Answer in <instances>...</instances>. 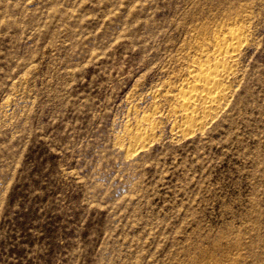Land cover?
<instances>
[{"label":"rangeland","instance_id":"374dc122","mask_svg":"<svg viewBox=\"0 0 264 264\" xmlns=\"http://www.w3.org/2000/svg\"><path fill=\"white\" fill-rule=\"evenodd\" d=\"M0 264H264V0H0Z\"/></svg>","mask_w":264,"mask_h":264},{"label":"bare ground","instance_id":"6f19581e","mask_svg":"<svg viewBox=\"0 0 264 264\" xmlns=\"http://www.w3.org/2000/svg\"><path fill=\"white\" fill-rule=\"evenodd\" d=\"M230 33V32H229ZM226 34V33H225ZM230 35V39H227V37H223L221 39L218 40L217 42V50H216V54L218 57H221L223 62L219 61V59H216L217 61L216 66L214 68H210L211 64L207 63L208 66L204 65H197L199 68L198 73L193 71V73H191V82L188 86V89L185 88V90H180L178 97L181 100V105L182 108L184 109L183 111H187L190 110V108L192 106V104L195 101L200 100L204 102L203 105H205V110L203 109V112L205 111L207 114L211 112V110H213L214 108L219 107V105L222 103V101L225 98V94L227 92V88L223 83V79L226 78L225 75L229 74L231 72V68L232 66L230 65H226L225 62H233L234 59L236 58V56H238L237 54H239L240 51V43H241V38H240V34H238L237 32L231 31ZM226 36V35H225ZM228 36V35H227ZM229 37V36H228ZM217 40V39H216ZM213 40V41H216ZM208 50V49H207ZM214 53V52H213ZM204 55V54H203ZM214 55V54H212ZM206 56V55H205ZM209 56V54H208ZM216 56V55H214ZM208 58V57H207ZM211 58V57H210ZM206 59V58H205ZM212 59V58H211ZM210 59V60H211ZM221 60V59H220ZM195 64V63H194ZM200 64V63H199ZM203 64V63H202ZM232 64V63H231ZM235 64V63H234ZM213 65V63H212ZM196 68V66H195ZM221 68V69H219ZM218 70H220V72H218ZM233 70V69H232ZM189 76V75H188ZM230 76V75H229ZM190 78V79H191ZM189 79V78H188ZM228 79V78H227ZM228 82V81H227ZM230 89V88H229ZM199 102V101H198ZM179 103V102H178ZM197 103V102H195ZM194 103V104H195ZM224 103V102H223ZM180 105V108H181ZM201 105V103H200ZM196 106V105H194ZM198 106V105H197ZM196 110L197 107H195ZM221 109V108H220ZM176 110V109H175ZM192 110V109H191ZM182 111V109H181ZM180 111V112H181ZM182 111V112H183ZM195 111V110H194ZM201 111V110H200ZM215 111V110H214ZM193 112V111H191ZM213 112V111H212ZM177 113V112H176ZM185 113V112H184ZM187 113V112H186ZM199 113V112H198ZM189 114V112H188ZM204 114V113H203ZM187 115V114H186ZM185 115V116H186ZM190 115V114H189ZM194 115V113H193ZM202 115V114H201ZM206 115V114H205ZM182 117V116H181ZM189 118V116H187ZM186 117V118H187ZM194 117V116H193ZM205 117V116H204ZM191 118V117H190ZM206 118V117H205ZM195 119V117H194ZM186 120V119H184ZM192 120V118L190 119ZM189 120V121H190ZM200 120V119H199ZM195 120H192V122ZM198 121V120H197ZM202 121V120H200ZM199 121V122H200ZM194 123V122H193ZM198 123V122H196ZM202 123V122H201ZM185 124V123H184ZM195 125V124H194ZM198 125H200L198 123ZM204 125V124H203ZM197 128V127H196ZM187 129V128H186ZM190 129V128H189ZM199 129V128H198ZM147 130V129H146ZM192 130V129H191ZM142 132V131H141ZM193 132V131H192ZM189 133V132H188ZM140 134V132H139ZM148 136V135H147ZM136 137V135H135ZM132 139V138H131ZM138 140V139H137ZM139 142V141H137ZM131 144V143H130ZM133 146V145H132ZM136 146V145H135ZM132 148V147H131Z\"/></svg>","mask_w":264,"mask_h":264}]
</instances>
